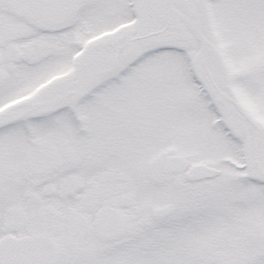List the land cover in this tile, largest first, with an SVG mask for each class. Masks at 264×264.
<instances>
[{"label":"snow or ice","instance_id":"obj_1","mask_svg":"<svg viewBox=\"0 0 264 264\" xmlns=\"http://www.w3.org/2000/svg\"><path fill=\"white\" fill-rule=\"evenodd\" d=\"M0 264H264V0H0Z\"/></svg>","mask_w":264,"mask_h":264}]
</instances>
